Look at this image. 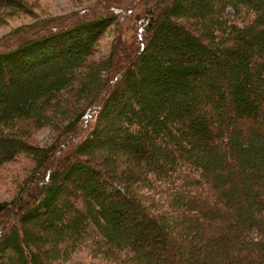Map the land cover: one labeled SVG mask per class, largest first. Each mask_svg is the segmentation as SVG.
Wrapping results in <instances>:
<instances>
[{"label": "trees", "instance_id": "1", "mask_svg": "<svg viewBox=\"0 0 264 264\" xmlns=\"http://www.w3.org/2000/svg\"><path fill=\"white\" fill-rule=\"evenodd\" d=\"M96 1L81 15L22 25L0 43V168L21 151L36 160L17 196L0 203V264H140L128 251L152 262L156 245L164 264L180 263L182 243L173 252L175 228L163 212L175 208L177 186L195 182L217 202L231 191L240 195L218 210L192 201L197 214L209 215L207 223L247 212L242 235L227 244L226 264H264V187L248 180L264 171L255 172L262 166L256 161L243 169L245 178L237 175L242 169L230 147L239 128L237 151L264 155L253 143L264 142V0ZM20 2L0 0L1 15L22 9ZM114 25V41L103 52L101 37ZM227 60L242 70L227 77L228 85L249 78L239 91L216 82V97L233 112L229 129L213 125L220 110L206 115L198 107L199 120L193 114L186 122L182 109L162 106L166 99L194 105L200 85H215L207 68ZM147 122L159 126L165 143L184 149L172 154L160 144L163 159L156 160L152 145L160 137L143 127ZM44 126L60 134L47 146L30 144L27 137ZM190 164L201 175L186 183L182 167L191 172ZM219 176L234 182L214 186V194L212 178ZM115 212L119 219L111 223ZM136 213L141 220H132Z\"/></svg>", "mask_w": 264, "mask_h": 264}, {"label": "rangeland", "instance_id": "2", "mask_svg": "<svg viewBox=\"0 0 264 264\" xmlns=\"http://www.w3.org/2000/svg\"><path fill=\"white\" fill-rule=\"evenodd\" d=\"M220 0H216L215 3L219 2ZM23 5V8L19 7H13V14L10 12L8 13H2V10H0V43L4 41L5 38H7L9 35H12L11 33H14L15 30H18V28L22 25H29L32 23H35L40 20H48L49 18H60V17H66V16H74V14L81 15L85 11H89L90 6L97 4L96 0H21L20 2ZM103 3V2H102ZM206 5V4H205ZM103 5L101 4V1H99V5L96 8V10H99V8H102ZM114 26L110 27L108 31L101 37V42L99 43L100 48L103 52L108 51L114 41L115 33ZM116 29V27H115ZM263 35L259 36L258 38L261 39ZM258 42V41H257ZM256 54H253V57L255 58ZM215 59V58H213ZM229 62V63H228ZM225 64L227 66H225ZM240 63L238 61H225V62H219L214 61L211 63V67L207 68L205 71V76H209L210 74L212 76H216L215 85L212 87L207 86H201L197 88L194 94L195 100L194 105L192 104H186L183 106L177 105L176 101H171V99H166V108H173L176 111L177 109H182V111L186 114H188L186 118V122L194 119L193 114L197 115V119L199 120V113L195 112L196 109L199 107L200 109H203L204 111L208 110L207 114L209 112H216L219 111L217 114V117L213 121V125L217 124H223L225 129H229V125L226 123V120H231L233 116V112L227 108L223 107L221 101L216 97V93L218 91V86L216 85L217 81H220V87L227 88L231 91H239L241 82L247 83L249 82V78L245 77L243 80L237 81L234 83V85H228L227 77L229 78L232 76V73H235V71H240L239 68ZM236 69V70H235ZM242 71V70H241ZM240 71V73H241ZM262 73V71H261ZM211 79V78H210ZM226 93L228 94V97H231L232 92ZM153 100V99H152ZM153 103L157 104V101H152ZM159 106V105H158ZM164 108V107H163ZM264 107H261V110H263ZM144 111V110H143ZM236 112H239V109L235 110ZM234 111V112H235ZM141 112V111H140ZM142 114V112H141ZM149 114V113H147ZM253 117H255V122L260 121L259 118H261V114L259 113H251ZM146 115V114H145ZM147 117V116H145ZM157 116H148L147 118H155ZM171 122V121H170ZM169 122V126L167 128L170 130V126L172 125ZM200 123L196 124L199 126ZM143 127L153 133H158L160 140L157 139V142H155L152 147L153 150L157 151L156 160H162L163 157V148L160 146V144H165V147L168 149L169 153L172 154H178L181 150H183L182 145H178V142H174V147L170 146V144L165 143L166 141H163L161 138L159 131V126L154 123H145ZM181 127H183L181 125ZM184 128V127H183ZM62 129V126H60V131ZM235 131H232L230 133V147L236 152L235 160L240 165L241 169H245L246 166L249 168L248 164L255 163L257 161L258 166L260 167L257 171H264V155L260 156L261 158H257L256 156L252 155L251 158L246 156L245 154L239 153L237 150L241 145V142L239 140L240 137V129L235 128ZM60 134L58 128L55 126H44L42 128H39L35 131L31 132V136L27 137V140L30 144L38 147H44L49 144H51L57 135ZM253 143L257 145L261 150H263L264 142L262 143L261 140L253 139ZM167 144V145H166ZM194 142L192 143V145ZM202 147V145H200ZM228 146V145H227ZM177 156V155H176ZM182 156V157H181ZM177 158H183L187 159L188 156L186 154L179 155ZM256 159V160H255ZM254 161V162H253ZM262 161L261 163L258 162ZM221 164V161H219ZM248 163V164H247ZM247 164V165H246ZM253 165V164H252ZM191 168L193 170L191 172L186 171V168L183 165V169L185 172H182L183 178L186 180L185 182H188V176H192L193 180L195 178L200 177L201 174L197 172V168L192 164H190ZM36 167V160L33 158L31 153H28L27 151H21L20 153L15 156L13 161H9L4 166L0 168V203L6 200L14 199L19 190L21 185H23L24 181L27 179L28 176H31V174L34 171V168ZM255 167V166H253ZM239 171L237 175H244V178L246 176L245 173H248L247 171ZM207 173L211 174L213 172L211 170V167H207L206 169ZM262 174V173H261ZM212 176V175H210ZM227 176H219V178H212V193L216 194L214 192V186L220 190V188L224 187L227 182L233 183L230 180H227ZM255 181V188L258 187H264V175H257L253 174L251 175L248 180ZM247 180V181H248ZM184 182V183H185ZM226 182V183H225ZM235 184V183H234ZM252 191V189L250 190ZM175 195L177 194L176 203L174 204L173 210H171V215H169L168 210L165 209L163 214L167 216L166 223L170 224L175 228V230H172V233H170L169 238L174 236L175 240L171 241V245H173V252L175 251V246L177 242L182 243V247L178 248L177 251V261L180 263L177 264H226L227 260H230V254L227 250L229 248L227 247V244L230 243L231 239L233 238V234L236 235H242V230L239 229V225L245 220L248 219L247 212L243 216H240V220L237 219L235 216H227L226 219H215L214 222L210 220V223H207L209 220H205L209 218L208 216H201L197 214V210H193L191 207V204L195 202H201L205 204H209L210 206H214L216 210H218V207L223 208L226 206L231 205V202H233L235 199L239 198L240 195L236 192H229L227 195V201H218L215 200V197L212 198L208 196V192L204 188L203 184H197L195 182L191 184H187L186 186H183L182 188L177 186V190L174 192ZM246 199V198H245ZM215 210V211H216ZM115 215V218L111 220V223H115L117 219H119L120 212L113 213ZM131 213H128L127 215L130 216ZM110 215V214H109ZM108 215V216H109ZM129 216H125L123 219L127 220V218H130ZM198 216L199 218H194ZM215 217V215H214ZM212 216V218H214ZM103 215L97 216V221H102ZM135 219L132 220H141L142 216L139 213H136L134 215ZM107 219V218H106ZM200 219V220H198ZM131 220V221H132ZM240 223V224H239ZM225 226L226 230L223 233V230L220 229L219 226ZM194 226V227H193ZM193 228V229H191ZM195 229V231H193ZM233 240V239H232ZM112 247V245H111ZM112 251L113 248H111ZM160 250L161 246L156 245L155 250L151 252V256L154 257V259L151 262V258H147V256L140 254L139 251H131L129 250L128 253L134 254L131 255L133 258H135L136 261L140 260V264H164L162 257L160 256ZM117 252V251H116ZM192 258H191V257ZM150 260V261H149ZM154 261H157L156 263ZM229 262V261H228ZM252 262H249L251 264ZM236 264V263H232ZM245 264V263H244ZM247 264V263H246Z\"/></svg>", "mask_w": 264, "mask_h": 264}]
</instances>
